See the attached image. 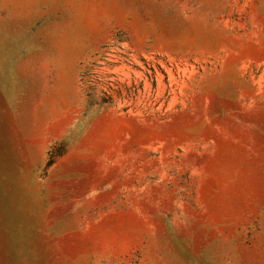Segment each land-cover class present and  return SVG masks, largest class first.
Here are the masks:
<instances>
[{"label": "rangeland", "instance_id": "1", "mask_svg": "<svg viewBox=\"0 0 264 264\" xmlns=\"http://www.w3.org/2000/svg\"><path fill=\"white\" fill-rule=\"evenodd\" d=\"M0 264H264V0H0Z\"/></svg>", "mask_w": 264, "mask_h": 264}]
</instances>
